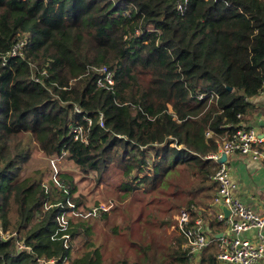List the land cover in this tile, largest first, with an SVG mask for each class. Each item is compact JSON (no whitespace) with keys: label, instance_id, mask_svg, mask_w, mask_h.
I'll return each mask as SVG.
<instances>
[{"label":"trees","instance_id":"16d2710c","mask_svg":"<svg viewBox=\"0 0 264 264\" xmlns=\"http://www.w3.org/2000/svg\"><path fill=\"white\" fill-rule=\"evenodd\" d=\"M263 80L264 0H0V228L11 234L0 233V264H106L101 247L72 256V241H90V220L109 210L86 213L70 175L23 172L35 149L99 179L119 168L118 189L145 201L125 227L142 219L139 254L115 264H189L165 226L187 210L212 237L223 231L213 155L248 128ZM217 250L201 264H219Z\"/></svg>","mask_w":264,"mask_h":264},{"label":"built area","instance_id":"2783aa9c","mask_svg":"<svg viewBox=\"0 0 264 264\" xmlns=\"http://www.w3.org/2000/svg\"><path fill=\"white\" fill-rule=\"evenodd\" d=\"M23 43L16 46L11 55L19 52ZM100 77L99 85H106L108 88L114 85L113 71L104 66L98 69ZM264 91V80L263 90ZM217 96L216 92H204L198 94V99ZM78 112H82L77 108ZM103 117H101V121ZM75 139H81L87 142V137L81 127L74 126L72 129ZM208 136L211 132H208ZM264 137L260 134L257 128L244 127L233 131L230 135L224 138L220 146L218 154L213 157L219 162V158L225 153L227 161L220 163L216 180L219 182V189L215 194L212 204V210L219 207L216 211L217 218L225 225V231L222 236L212 237L207 232V226L203 218H197L191 223L192 218L190 212L182 210L175 217L176 223H173V231H177L188 242L190 251L201 252L212 243L218 247L217 258L219 264H264V216L252 210L247 204L233 195L234 184L231 181L230 167L228 158L232 155L249 157L254 161L264 163ZM226 206L230 210V215L227 218L222 209ZM106 209V208H104ZM96 213V210L93 212ZM256 231L253 238L241 237V232ZM0 233L4 237L11 235L0 228ZM219 234V233H218ZM19 248L30 249L26 245L18 242ZM54 260L50 261L53 263Z\"/></svg>","mask_w":264,"mask_h":264},{"label":"rangeland","instance_id":"374dc122","mask_svg":"<svg viewBox=\"0 0 264 264\" xmlns=\"http://www.w3.org/2000/svg\"><path fill=\"white\" fill-rule=\"evenodd\" d=\"M21 43L24 44V40ZM26 164L23 172L31 171V176L34 172L37 176L44 174V180L47 183L51 182L52 179H58L61 182L59 173L72 176L76 185L74 197L79 198L83 202L82 206L86 208V213L90 214L96 210L93 216H98L100 209L106 208L109 210L107 217L101 218V216L90 220V225L92 226L91 233L93 234L90 241L83 235L73 239L72 256L80 255L88 247H101L106 264H115L127 255H129L131 262L137 258L139 252L135 244L136 242H140L141 231L139 226L141 223L139 220L142 219L137 218L132 223L134 232L131 235H128L125 227L131 214L138 217L140 208L145 204V201L126 198L124 193L118 189V184L121 182V171L119 168L114 167L102 179H99L97 172L83 173L74 161L68 157H46L36 149L32 151ZM122 198H125V200H122ZM70 206L73 215H81V213L75 210L77 206L74 201H71ZM65 219L67 220V217ZM173 225L171 222L165 228L174 238L179 237L182 239V248L188 251L190 256L188 259L189 264H201V258L205 254L204 250L194 253L190 251L187 240L177 231H175V235L173 234ZM141 260L144 259L141 258ZM65 264H68L67 260ZM145 264L147 263L145 262Z\"/></svg>","mask_w":264,"mask_h":264},{"label":"crops","instance_id":"0c3cea01","mask_svg":"<svg viewBox=\"0 0 264 264\" xmlns=\"http://www.w3.org/2000/svg\"><path fill=\"white\" fill-rule=\"evenodd\" d=\"M254 104L255 115L249 116L245 125L257 128L264 137V91L258 95ZM228 165L231 181L235 186L233 195L264 216V163L254 161L249 157L232 155L228 158ZM218 209V206L213 208V212L216 214ZM224 231L225 225L222 232ZM255 234L256 231L253 230L241 232L240 236L253 238Z\"/></svg>","mask_w":264,"mask_h":264},{"label":"water","instance_id":"95a60500","mask_svg":"<svg viewBox=\"0 0 264 264\" xmlns=\"http://www.w3.org/2000/svg\"><path fill=\"white\" fill-rule=\"evenodd\" d=\"M225 161H227V155L225 153H223V155L219 158V162L220 163H223ZM223 211L225 213V216L228 218L229 215H230V213H231L230 210H229V208H227L226 206H224L223 207ZM222 235H223L222 233L217 234V236H222Z\"/></svg>","mask_w":264,"mask_h":264}]
</instances>
